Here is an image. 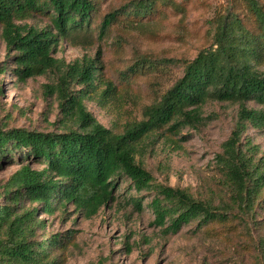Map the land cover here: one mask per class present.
Here are the masks:
<instances>
[{
    "label": "trees",
    "instance_id": "1",
    "mask_svg": "<svg viewBox=\"0 0 264 264\" xmlns=\"http://www.w3.org/2000/svg\"><path fill=\"white\" fill-rule=\"evenodd\" d=\"M226 1L211 23L209 44L194 57L154 61L138 55L127 67L124 78L162 64L180 67L181 76L142 108L140 120L127 121L116 132L99 123L84 103L94 98L105 102L116 91L100 72V50L68 63L54 56L61 39H90V21L98 9L95 0H0L1 38L15 76L25 81L55 73L53 82L43 84V92L55 96L63 118L62 131L9 128L0 119V168L13 162L19 165L2 189L0 264H64V247L74 234L38 239L37 231L45 225L38 212L65 215L70 206L90 219L114 201L122 179L136 192L154 190L149 202L152 224L166 233H177L193 221L198 228L235 221L246 224L244 217L254 212L264 187V168L246 134L249 125L264 129V107L246 105L248 101L264 105V0ZM164 8L186 9L176 0H128L102 15L98 37L118 21L142 24L163 14ZM34 14L46 16L49 24L39 28L20 22ZM4 69L0 66V73ZM209 100L238 105L235 124L215 155L229 192L222 205L196 198L185 188L155 184L137 160L141 142L151 132L164 129L175 135L202 123V106ZM133 205L142 208L138 198ZM257 249L256 264H264V236Z\"/></svg>",
    "mask_w": 264,
    "mask_h": 264
},
{
    "label": "rangeland",
    "instance_id": "2",
    "mask_svg": "<svg viewBox=\"0 0 264 264\" xmlns=\"http://www.w3.org/2000/svg\"><path fill=\"white\" fill-rule=\"evenodd\" d=\"M126 1L95 0L98 9L90 21V39H61L54 54L68 63L83 56L93 57L100 50V72L112 81L116 91L105 102L94 98L85 99L84 103L99 123L116 132L127 121L140 120L142 108L181 76L180 67L162 64L137 77L124 78L122 73L127 67L138 55L154 61L194 57L198 49L209 44L211 23L227 5L226 0H176L184 2V12L164 8L163 14L138 25L118 21L99 38L102 15ZM20 22L39 28L49 24L48 18L39 14ZM0 66L5 67L0 73L2 122L9 128L62 131L63 118L55 96L43 92V84L53 82L56 74L51 71L18 80L1 38V26ZM246 105L264 107L254 101ZM237 109V104L207 101L202 106V123L195 128L184 127L175 135L164 129L151 132L142 140L137 160L151 173L155 184L185 188L196 198L224 204L229 192L218 172L215 155L235 124ZM246 134L256 146V160L264 168V129L249 125ZM18 167L13 162L0 168V203L4 201L3 185ZM114 196L113 202L90 219H84L70 206L65 215L59 211L38 212L45 225L37 231V238L69 231L74 234L64 247V264H256L259 258L257 241L264 236V187L254 212L244 217L246 224L235 221L232 225L198 228L193 221L174 234L152 224L154 215L149 202L154 190L136 192L129 188L128 180L122 179ZM135 198L140 199L141 210L133 205Z\"/></svg>",
    "mask_w": 264,
    "mask_h": 264
}]
</instances>
